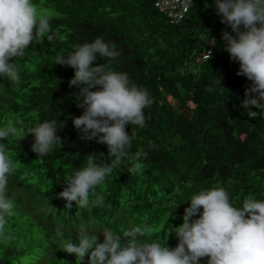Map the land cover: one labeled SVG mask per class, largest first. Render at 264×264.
Masks as SVG:
<instances>
[{
  "label": "trees",
  "instance_id": "obj_1",
  "mask_svg": "<svg viewBox=\"0 0 264 264\" xmlns=\"http://www.w3.org/2000/svg\"><path fill=\"white\" fill-rule=\"evenodd\" d=\"M33 2L49 17L50 31L25 49L23 61L12 63L14 73L18 64L20 77L10 78H16L7 86L11 98L1 101L13 112L0 117V129L14 130L0 144L14 162L8 194L15 207L0 229V264H77L74 254L60 249L57 230L73 242L82 229L121 234L142 222L154 228L142 226L138 241L154 238L157 229L171 233L167 228L181 223L188 204L179 202L204 188L224 187L236 206L248 196L264 198V111L241 106L250 81L237 75L238 62L222 46V30L231 29L212 0H193L178 22L158 11L153 0ZM98 36L114 43L120 55L92 63L126 72L148 91L151 104L143 110V127L126 126L131 142L122 164L81 207L58 195L66 186L65 173L83 166L90 153L111 158L105 144L79 138L71 122L82 112L75 103L76 88L68 84L73 69L54 61ZM204 53L210 55L197 62ZM45 120L55 122L62 141L37 156L30 148L32 135L20 136ZM141 150L146 153L139 161L142 168L132 173L134 155ZM87 259L86 254L79 264Z\"/></svg>",
  "mask_w": 264,
  "mask_h": 264
},
{
  "label": "clouds",
  "instance_id": "obj_2",
  "mask_svg": "<svg viewBox=\"0 0 264 264\" xmlns=\"http://www.w3.org/2000/svg\"><path fill=\"white\" fill-rule=\"evenodd\" d=\"M153 4L171 22H178L193 0H153ZM211 4L221 22L231 29L221 32L223 48L231 60L238 62L237 75L250 81L241 106L246 111L252 108L264 111V0H212ZM49 31V17L40 14L33 0H0V79L7 80L4 86L5 81L0 83V117L13 113L1 102L11 98L6 95L7 86L16 78H10L20 77L18 64L14 73L12 63L21 61L25 49L38 43L34 39L45 37ZM119 55L114 43L98 36L75 45L67 56L59 55L54 61L73 69L68 84L75 86L78 101L75 103L82 112L72 116L71 122L79 138L105 144L107 157L111 158L99 159L97 154L90 153L83 166L65 173L62 180L66 186L58 195L81 207L87 206L90 191L104 184L106 177L122 164L131 142L126 126L143 127V110L151 104L148 91L131 82L126 72L116 71L107 63H92L97 57L111 62ZM209 55L201 54L196 61ZM58 128L54 121H40L20 137L30 133L31 150L43 156L62 141L57 135ZM13 131L0 129V138ZM145 156L142 150L136 152L137 163L129 171L139 173L142 168L139 161ZM13 171L14 162L0 144V229L15 207L8 194V177ZM185 200L188 204L181 223L167 228L166 233H171L157 229L154 238L138 241L137 237L143 235L142 226L154 228V223L142 222L121 234L110 229L99 233L82 229L73 242L71 236L64 237L57 230L60 249L74 254L77 264L86 254L87 264H264V198L248 196L236 206L224 187L213 186L195 191L179 203ZM65 207L71 205L66 203ZM98 234L102 235V241H98ZM170 243L175 246L169 247Z\"/></svg>",
  "mask_w": 264,
  "mask_h": 264
},
{
  "label": "bare ground",
  "instance_id": "obj_3",
  "mask_svg": "<svg viewBox=\"0 0 264 264\" xmlns=\"http://www.w3.org/2000/svg\"><path fill=\"white\" fill-rule=\"evenodd\" d=\"M61 224H63V223H61ZM82 224H83V223H82ZM82 224H81V225H82ZM52 225H53L54 227L58 226V228H66V227L68 226V225H63L64 227H62V225L59 226L58 223H56V224L53 223ZM97 226H98V225H97ZM90 229H91V228H90ZM140 237H141L140 239L143 238L142 236H140ZM144 240L146 241V240H148V239L145 238Z\"/></svg>",
  "mask_w": 264,
  "mask_h": 264
},
{
  "label": "rangeland",
  "instance_id": "obj_4",
  "mask_svg": "<svg viewBox=\"0 0 264 264\" xmlns=\"http://www.w3.org/2000/svg\"><path fill=\"white\" fill-rule=\"evenodd\" d=\"M198 64L194 63V65L192 66V68H194L195 70L197 69Z\"/></svg>",
  "mask_w": 264,
  "mask_h": 264
}]
</instances>
